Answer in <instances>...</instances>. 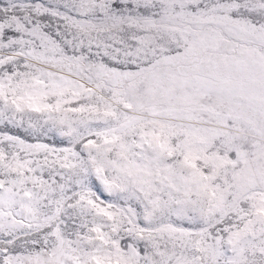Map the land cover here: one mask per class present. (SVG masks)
Returning a JSON list of instances; mask_svg holds the SVG:
<instances>
[{"label":"snow or ice","instance_id":"6c2138e0","mask_svg":"<svg viewBox=\"0 0 264 264\" xmlns=\"http://www.w3.org/2000/svg\"><path fill=\"white\" fill-rule=\"evenodd\" d=\"M0 264H264V0H0Z\"/></svg>","mask_w":264,"mask_h":264}]
</instances>
